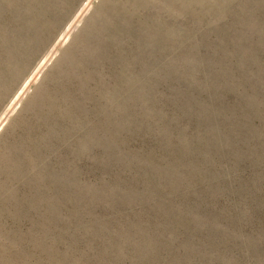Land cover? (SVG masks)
I'll list each match as a JSON object with an SVG mask.
<instances>
[{
    "label": "rangeland",
    "instance_id": "1",
    "mask_svg": "<svg viewBox=\"0 0 264 264\" xmlns=\"http://www.w3.org/2000/svg\"><path fill=\"white\" fill-rule=\"evenodd\" d=\"M83 2L0 0V115ZM0 264H264V0H96L0 127Z\"/></svg>",
    "mask_w": 264,
    "mask_h": 264
},
{
    "label": "bare ground",
    "instance_id": "2",
    "mask_svg": "<svg viewBox=\"0 0 264 264\" xmlns=\"http://www.w3.org/2000/svg\"><path fill=\"white\" fill-rule=\"evenodd\" d=\"M95 1L96 0H84V2L77 10V13L66 23L65 27L54 39L49 52L41 58L40 62L30 72V75L26 78L15 96L12 98L3 113L0 115V127L11 117L23 98L29 93L30 89L35 85L39 77H41L45 69L54 60L57 53L68 42V40L76 30L78 24L92 9Z\"/></svg>",
    "mask_w": 264,
    "mask_h": 264
}]
</instances>
